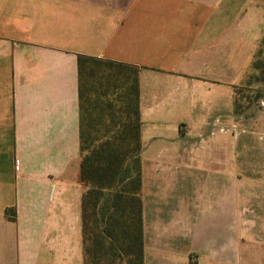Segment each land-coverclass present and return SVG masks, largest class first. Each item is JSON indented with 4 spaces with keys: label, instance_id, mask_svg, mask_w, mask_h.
<instances>
[{
    "label": "crops",
    "instance_id": "crops-1",
    "mask_svg": "<svg viewBox=\"0 0 264 264\" xmlns=\"http://www.w3.org/2000/svg\"><path fill=\"white\" fill-rule=\"evenodd\" d=\"M20 7L0 34V264H83L78 56L139 68L144 264H227L226 218L245 232L242 186L256 183L241 176L234 91L255 72L264 1ZM194 234L217 256L186 257ZM237 251L233 264H264Z\"/></svg>",
    "mask_w": 264,
    "mask_h": 264
},
{
    "label": "trees",
    "instance_id": "trees-1",
    "mask_svg": "<svg viewBox=\"0 0 264 264\" xmlns=\"http://www.w3.org/2000/svg\"><path fill=\"white\" fill-rule=\"evenodd\" d=\"M263 45L264 37L253 74L263 67ZM77 66L83 264H144L139 68L89 56ZM5 215L16 219L14 208Z\"/></svg>",
    "mask_w": 264,
    "mask_h": 264
},
{
    "label": "rangeland",
    "instance_id": "rangeland-1",
    "mask_svg": "<svg viewBox=\"0 0 264 264\" xmlns=\"http://www.w3.org/2000/svg\"><path fill=\"white\" fill-rule=\"evenodd\" d=\"M20 4L21 0H0V34H9L12 20L21 18L18 16L22 12ZM257 28L264 29V21L258 24ZM260 48L259 59L263 65L262 69L256 72L257 74L250 75L247 83L237 88L236 94L237 104L241 107L239 112H242L240 117L243 118L241 126L237 128L240 133L239 147L242 149L241 157L244 164L241 176L254 178L256 182L252 186L243 185L242 190L244 195L252 196L254 204L252 202L243 203L245 217L241 220V226L245 232L236 231L237 227L233 217L226 218L224 256L227 264H233V259L237 256V249L238 256L241 253L243 258L260 259V261L263 259L264 261V45ZM256 92L259 97L255 96ZM250 98L254 100L252 103L251 101L249 103ZM235 170L230 172L238 173ZM245 177H242V180ZM250 180L248 179V182ZM230 189L232 191V187ZM251 206L252 210H250ZM196 222L197 218H194L195 229H197ZM187 246L186 257L196 259L199 257V253L201 256H217L213 248L209 249L204 235L201 237L194 234ZM221 254L222 251H220V256H222ZM176 255L182 256L180 248Z\"/></svg>",
    "mask_w": 264,
    "mask_h": 264
}]
</instances>
